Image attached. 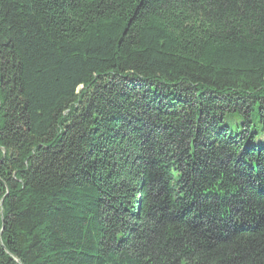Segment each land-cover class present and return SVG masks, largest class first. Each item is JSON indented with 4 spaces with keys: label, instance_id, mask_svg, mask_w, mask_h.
<instances>
[{
    "label": "trees",
    "instance_id": "16d2710c",
    "mask_svg": "<svg viewBox=\"0 0 264 264\" xmlns=\"http://www.w3.org/2000/svg\"><path fill=\"white\" fill-rule=\"evenodd\" d=\"M0 264H264V0H0Z\"/></svg>",
    "mask_w": 264,
    "mask_h": 264
},
{
    "label": "water",
    "instance_id": "95a60500",
    "mask_svg": "<svg viewBox=\"0 0 264 264\" xmlns=\"http://www.w3.org/2000/svg\"><path fill=\"white\" fill-rule=\"evenodd\" d=\"M5 151V150H4Z\"/></svg>",
    "mask_w": 264,
    "mask_h": 264
}]
</instances>
